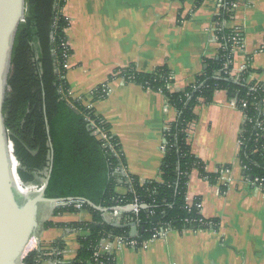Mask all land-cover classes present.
<instances>
[{
  "label": "crops",
  "instance_id": "obj_1",
  "mask_svg": "<svg viewBox=\"0 0 264 264\" xmlns=\"http://www.w3.org/2000/svg\"><path fill=\"white\" fill-rule=\"evenodd\" d=\"M219 0H66L63 16L71 53L65 62L70 97L82 99L108 124L118 140L125 169L140 181L157 180L163 159L164 132L175 120V110L163 95L124 80L117 74L129 67L150 74L167 67L169 90L183 91L206 68L205 61L218 52L214 19ZM233 20L242 33V44L233 57L237 70L247 63L250 80L264 85V0H237ZM107 84L103 100L92 101V92ZM209 104L194 109L187 129V143L207 173L225 170L217 184L190 173L186 201L198 199L200 214L217 220L218 229L169 231L141 249L104 245L101 254L114 256L116 264H264V191L244 176L239 153L242 112L224 91ZM221 169V170H222ZM225 184V185H224ZM225 187L224 191L220 187ZM115 193L124 196L126 188ZM50 207V206H48ZM40 217L33 238L46 255L41 264H55L53 244L61 243L63 262L72 261L84 230L65 225L89 223L87 210ZM106 222L119 224L121 214H103ZM51 222L54 227L45 228ZM62 224L63 226H60Z\"/></svg>",
  "mask_w": 264,
  "mask_h": 264
},
{
  "label": "trees",
  "instance_id": "obj_2",
  "mask_svg": "<svg viewBox=\"0 0 264 264\" xmlns=\"http://www.w3.org/2000/svg\"><path fill=\"white\" fill-rule=\"evenodd\" d=\"M65 1L23 0V20L18 23L13 38L3 102L6 139L17 161L13 168L17 167L16 173L24 186H39L40 179L45 180L49 170L52 148L46 198H81L103 209L126 207L137 199L139 210L137 214L109 211L121 214V220L116 224L106 222L102 212L78 201L80 210H87L91 215V221L65 226L84 230L87 236L80 238V248L69 262H63L61 258L63 245L53 244L51 257L54 263L116 264L114 256L108 255L99 256L95 261L94 252L106 237L134 240L142 246L155 234L169 230L179 233L217 230V220L201 216L194 204L199 202L198 199L191 206L186 204L187 183L193 170L211 184H217L220 177L222 168L214 174L205 172L203 163L191 153L186 134L195 119V107L209 104L217 91H224L229 99H235L243 114L238 159L245 178H252L255 185L258 184L256 180L261 181L264 190V85L250 80L252 70L249 67L236 77L230 76L234 34L226 25L234 16L231 4L235 0H222L224 6L212 19L217 25L214 32L218 44L216 57L205 61L206 68L183 91L173 93L169 90L172 76L167 67L157 68L150 74H139L132 67L117 72L126 81L162 94L176 113L175 120L164 132L159 178L140 181L129 174V184L126 177L114 176L119 164L125 167V160L108 124L95 115L93 108H87L67 95L65 62L71 48L66 36L69 21L62 14ZM202 2L195 0V8ZM102 86L92 92L93 102L106 98ZM89 118L101 122V126L109 131L118 158L103 148L93 135ZM117 186L126 188L127 193L118 196L115 193ZM220 190L224 191L225 187ZM72 204L55 208L53 215L80 211ZM55 225L47 222L44 227ZM132 227L137 228L135 236L131 235ZM56 251L59 254L55 255ZM45 258V254L34 249L24 256L22 264H41Z\"/></svg>",
  "mask_w": 264,
  "mask_h": 264
},
{
  "label": "water",
  "instance_id": "obj_3",
  "mask_svg": "<svg viewBox=\"0 0 264 264\" xmlns=\"http://www.w3.org/2000/svg\"><path fill=\"white\" fill-rule=\"evenodd\" d=\"M22 19L23 0H0V264H22L26 247L39 226V212L43 205H49L55 209L65 207L70 202L79 201L87 203L88 206L103 214L109 211L130 212L133 209L131 206L103 209L81 198H46L45 190L49 183L54 152L51 148L48 126L47 134L52 152L51 164L44 183L37 192L21 195L16 191L12 179V158L14 156L11 153L12 146L6 139L3 124V102H5L4 92L13 38L17 25ZM14 160L16 161L15 158ZM16 176L19 179L17 173ZM28 186L30 185L25 187ZM137 233V228L132 227L131 235L135 236Z\"/></svg>",
  "mask_w": 264,
  "mask_h": 264
},
{
  "label": "built area",
  "instance_id": "obj_4",
  "mask_svg": "<svg viewBox=\"0 0 264 264\" xmlns=\"http://www.w3.org/2000/svg\"><path fill=\"white\" fill-rule=\"evenodd\" d=\"M237 5V0H235V2H233L231 4L232 6V12H235L236 10V6ZM224 6V4L222 3V0H219L218 1V12L216 15H218L219 13V10L220 8H222ZM23 20V19H22ZM233 20V18H231V21ZM230 21V22H231ZM216 23H214V31L216 30ZM227 28H230L234 34V36L232 37V41H233V45H232V64H233V57H234V53L236 52V49H240L241 48V44H242V33H241V30L237 27V26H234V25H230L228 26V24L226 25ZM216 39V37H215ZM264 45V44H263ZM248 64L245 63L243 65H241L237 70H235L233 67H232V70L230 72V76L231 77H236L239 73L241 72H244L245 70H247V66ZM119 75V73H117ZM102 93L105 94L106 96L108 95L109 93V87L107 86V84L103 85L102 86ZM68 97H70V93L68 91ZM71 98V97H70ZM77 102H83L82 99H78L76 100ZM83 104V103H82ZM231 104L236 106L237 107V102L235 99H231ZM263 106H264V102H263ZM242 107H245V103H242ZM87 108H90V106H87ZM243 120H244V117H243ZM88 123H89V126H90V129L92 130V133L93 135L101 142L103 148H106L108 151H110L115 157L118 158V153L117 151L115 150V147L113 145V143L111 142L110 140V136H109V131H107L106 129H104L102 126H101V122L100 123H96L93 119H87ZM164 150V149H163ZM14 162H16L14 160V158H12ZM13 165V164H12ZM17 167L15 168V171H16ZM225 174V170H221L220 171V178H223V175ZM128 172L126 171L125 167L121 164L118 165V167L115 169L114 171V176H116L117 178H122V177H126L127 179V183L129 184V177H128ZM218 179V180H219ZM256 183H258L257 185H255L257 188L261 189L262 191L263 190V187H262V182L261 181H257L256 180ZM23 185V184H22ZM225 185V184H224ZM24 186V185H23ZM42 186V185H41ZM25 187V186H24ZM38 188H41V187H37V186H28V187H25V189H32V190H36ZM37 191V190H36ZM194 201L192 203H187L186 201V204L188 206H191L193 205ZM69 205L72 204V202L68 203ZM195 206L200 210V203L199 202H195L194 203ZM74 206L75 209L77 210H80L81 209V206H80V203L78 202H74V204H72ZM129 206H131L133 209H132V212L134 214H137L138 213V210H139V204H138V201L137 199L134 200V202L132 204H130ZM171 231V230H169ZM169 231H166L165 233L169 232ZM165 233H161V234H155L150 240L144 242L142 244V246H139L138 243L134 240L132 241H127L125 240L124 238H114V239H109V237H106L104 239H102L100 241V243L98 244L97 248H96V252H94V257H95V261H96V258H98L99 256H102L103 254H101V248H103L104 245H109V246H112L113 244H116L117 248H120V247H126V248H130V249H134V250H138V249H141L144 245H146L147 243H149L150 241L152 240H156L158 238H161ZM36 246H37V240L35 238H32L26 249L27 250V253L36 249ZM26 253V254H27ZM57 254H59L57 251L55 252ZM61 253V252H60ZM25 254V255H26ZM108 256H113L111 255L110 253L107 254ZM94 261V262H95ZM96 263V262H95ZM89 264V263H88Z\"/></svg>",
  "mask_w": 264,
  "mask_h": 264
},
{
  "label": "bare ground",
  "instance_id": "obj_5",
  "mask_svg": "<svg viewBox=\"0 0 264 264\" xmlns=\"http://www.w3.org/2000/svg\"><path fill=\"white\" fill-rule=\"evenodd\" d=\"M12 179L15 185V189L16 191L21 194V195H26V194H30L32 192H37V191H33L32 189H25L22 184L20 183L19 179L16 176V172H15V168H12ZM39 190V189H38ZM27 250H25L23 256L27 253Z\"/></svg>",
  "mask_w": 264,
  "mask_h": 264
},
{
  "label": "rangeland",
  "instance_id": "obj_6",
  "mask_svg": "<svg viewBox=\"0 0 264 264\" xmlns=\"http://www.w3.org/2000/svg\"><path fill=\"white\" fill-rule=\"evenodd\" d=\"M12 164H13V166H14V161H12ZM44 183V180L43 179H40V185L39 186H37V187H41V185ZM32 186V185H31ZM38 189H40V188H38ZM38 189H36L37 191H38ZM36 190H33V191H36ZM49 205H43L42 207H41V209H40V213H41V215H40V217L41 218H43L44 217V215H49V213H50V207H48Z\"/></svg>",
  "mask_w": 264,
  "mask_h": 264
}]
</instances>
